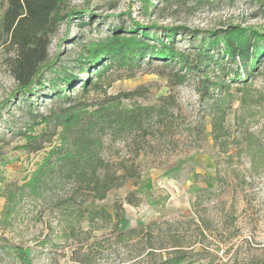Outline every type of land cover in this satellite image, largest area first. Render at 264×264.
Wrapping results in <instances>:
<instances>
[{"label":"rangeland","instance_id":"374dc122","mask_svg":"<svg viewBox=\"0 0 264 264\" xmlns=\"http://www.w3.org/2000/svg\"><path fill=\"white\" fill-rule=\"evenodd\" d=\"M145 5L144 0H65L49 35L47 61L41 64L44 87L33 97L21 95L7 66L12 51L0 48V218L6 187L26 182L58 142L60 127L51 117L41 121L42 116L78 100L94 104L134 91L129 98L121 96L123 105L157 106L164 102L161 96L168 97L164 108L172 121L171 129L162 127L159 135L140 138L137 157L119 138L111 142L109 135L103 137L113 165L124 158L140 170V178L126 179L95 201L110 212L112 205L122 206L118 228L107 220L87 222L78 205L83 197L91 198L88 193L75 195L74 210L57 206L52 199L56 189L59 194L73 184L56 183L44 202L34 194L23 196L11 224L0 226V264H23L4 249L9 244L30 247L31 264H151L174 245L193 247L194 261L188 264H264V57L245 82L229 83L222 145L211 134V101L200 98V73L186 71L176 60L164 63L145 56L137 67L113 65L88 91L76 79L75 91L57 82L67 99L48 95L57 75L46 68L50 63L78 75L74 58L80 45L112 30L132 31V20L152 26L149 30L157 37L166 27H186L178 30L175 46L191 53L201 38L208 42L211 32L244 28L264 33V0H150ZM5 7L3 3L0 13ZM214 95L220 98L222 93ZM30 111L36 113L34 119ZM22 132L42 136L26 148ZM51 134V144L31 149Z\"/></svg>","mask_w":264,"mask_h":264},{"label":"trees","instance_id":"16d2710c","mask_svg":"<svg viewBox=\"0 0 264 264\" xmlns=\"http://www.w3.org/2000/svg\"><path fill=\"white\" fill-rule=\"evenodd\" d=\"M64 1L0 0V8L3 3L6 4L3 12L0 13V48L12 51L7 66L23 96H36L41 87H44L41 64L47 61L49 35L59 23ZM144 1L145 7H148L150 0ZM132 21V31L126 33L112 30L103 38L81 44V50L74 58L78 75L68 73L66 68L57 70L58 66L50 63L46 68L57 71V75L50 81L53 85L48 95L55 94L58 99L62 97L67 99L69 94L64 93V96H61L62 90L57 87V82L62 81L66 90L75 91L76 79H80L84 91H88L90 85H99L105 79L113 65L137 67L145 56L147 59H157L164 63L176 60L186 68V71L200 73L201 77L197 78L200 98L204 102L211 101L209 103L212 116L211 134L215 142L225 144L226 138L223 136L227 135L224 104L230 96L229 83L245 82L249 72L254 70L260 58L264 57V33L244 28H234L221 33L211 32L208 42H204V38H201L202 40L191 53L187 48L178 49L175 46L178 30H187L186 27H166L161 36L157 37L149 30L152 26H142ZM149 40L156 41L157 44L150 45ZM220 45L222 48L219 47ZM212 68L216 71L210 75ZM91 76H95L96 81H92ZM227 79L228 83H226ZM78 91L79 89L76 93ZM214 92L222 95L220 98L219 96L214 98ZM133 93L134 91L108 95L94 104L78 100L77 104L62 107L51 116L50 114L42 116L41 121L48 122L51 117L55 125L60 127L58 145L56 143L48 149L26 182L21 185L13 183L6 187L0 226L8 227L11 224V218L16 216L18 203L23 196L34 194L43 200L47 191L53 189L52 185L71 182L73 186L61 187L59 194H57L59 187L56 189L52 199L57 206L63 205L74 210L75 195L80 194L83 197L84 193H88L91 198L83 197L78 205L79 211L86 214L87 222L93 224L95 221L107 220L114 222L113 225L118 228L119 221L124 216L122 206L112 205L113 212H110L105 205L96 204L95 201L104 199L112 187L122 184L126 179L140 178V170L124 158L118 159V162L114 163L116 165H113L104 150L103 137L109 135L111 142L119 138L133 149L137 157L142 148L140 138L144 139L150 134L159 135L162 127L171 129L172 126V121L166 117L164 108L168 97L161 96L160 99L164 102L157 106L123 105L121 96L129 98ZM35 117L36 113H31V118ZM22 134L26 139V148L32 141L42 136L32 132H22ZM52 135L47 140L42 142L40 140L39 144L32 146L31 149L43 148L41 143L44 142L51 144ZM67 213L69 218L74 216L71 212ZM199 234L204 236V229H200ZM3 247L21 263H32L30 247L13 244ZM201 249L202 252L205 251ZM192 250L193 247L187 250L184 246L174 245L164 258L151 264L191 263L194 261L191 260L194 256Z\"/></svg>","mask_w":264,"mask_h":264}]
</instances>
